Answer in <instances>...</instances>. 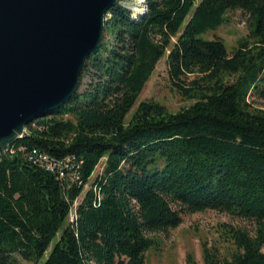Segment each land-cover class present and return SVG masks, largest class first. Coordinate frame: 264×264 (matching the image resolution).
<instances>
[{"label":"trees","instance_id":"trees-1","mask_svg":"<svg viewBox=\"0 0 264 264\" xmlns=\"http://www.w3.org/2000/svg\"><path fill=\"white\" fill-rule=\"evenodd\" d=\"M127 1L105 13L80 70L85 87L0 157V264L40 262L56 235L41 264H144L148 234L203 210L255 231L230 229L229 259L202 246V264H264V110L249 101H264V0H141L145 12L135 14ZM231 10L247 17V34L229 53L197 37ZM166 51L171 87L193 103L167 113L139 102L125 123ZM31 150L68 160L63 178L27 161Z\"/></svg>","mask_w":264,"mask_h":264},{"label":"water","instance_id":"water-1","mask_svg":"<svg viewBox=\"0 0 264 264\" xmlns=\"http://www.w3.org/2000/svg\"><path fill=\"white\" fill-rule=\"evenodd\" d=\"M114 0H0V157L76 92Z\"/></svg>","mask_w":264,"mask_h":264},{"label":"rangeland","instance_id":"rangeland-1","mask_svg":"<svg viewBox=\"0 0 264 264\" xmlns=\"http://www.w3.org/2000/svg\"><path fill=\"white\" fill-rule=\"evenodd\" d=\"M122 4L134 14L139 11L142 5L141 0H129L122 2ZM246 20L247 17L239 10L227 11L219 27L208 30L197 37L204 40L219 39L223 43L226 52L229 53L235 47L237 40L247 34ZM183 25L184 23L180 27V31ZM174 41L175 38H172L171 44ZM167 51L156 63L153 72L138 94L134 104L125 115V123L128 122L139 102H155L162 106L167 113H175L179 109L193 103L194 100L180 96L171 87L165 65ZM87 82L88 78H83L78 90H82ZM249 101H252L250 102L252 108L264 110V101L251 100V98H249ZM26 129L27 126L23 128V131H26ZM102 162L103 159L95 167L89 182L101 171ZM88 186L89 183L86 184L85 188L87 189ZM67 222H70V217L67 218ZM232 228L246 230L252 235L255 231V224L250 220L214 210L184 214L182 215L181 223L177 227L170 229L167 234H148L152 238L153 244L143 254L144 264H185L187 256L191 257L197 264H202V246H205L208 253L214 254L219 260L229 259L230 255L235 251V247L229 237V231ZM57 236L50 242L44 257L49 252ZM43 258L36 263L25 260H20V263L41 264Z\"/></svg>","mask_w":264,"mask_h":264},{"label":"built area","instance_id":"built-area-1","mask_svg":"<svg viewBox=\"0 0 264 264\" xmlns=\"http://www.w3.org/2000/svg\"><path fill=\"white\" fill-rule=\"evenodd\" d=\"M139 13L145 12V7L141 6L138 11ZM31 124V123H29ZM33 126V123L30 125ZM27 130V129H26ZM26 131L24 130V133ZM26 160L31 162L34 165H37L39 168L48 171L50 173L56 174L57 177L63 178L64 169H66V163L68 160H54L53 158L47 156L45 153L37 152L35 150H31L26 153ZM68 217H70V222H73L74 219V211H70Z\"/></svg>","mask_w":264,"mask_h":264}]
</instances>
